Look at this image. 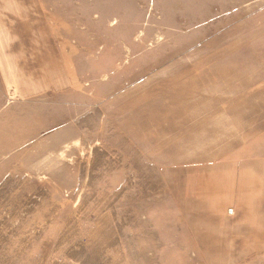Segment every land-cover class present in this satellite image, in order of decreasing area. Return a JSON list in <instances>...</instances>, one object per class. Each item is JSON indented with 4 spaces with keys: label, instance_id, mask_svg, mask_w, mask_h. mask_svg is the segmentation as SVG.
Segmentation results:
<instances>
[{
    "label": "rangeland",
    "instance_id": "1",
    "mask_svg": "<svg viewBox=\"0 0 264 264\" xmlns=\"http://www.w3.org/2000/svg\"><path fill=\"white\" fill-rule=\"evenodd\" d=\"M0 264H264V0H0Z\"/></svg>",
    "mask_w": 264,
    "mask_h": 264
}]
</instances>
